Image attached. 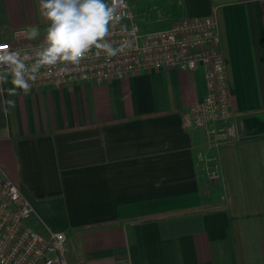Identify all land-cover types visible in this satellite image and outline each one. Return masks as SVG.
I'll use <instances>...</instances> for the list:
<instances>
[{
    "label": "crops",
    "instance_id": "obj_1",
    "mask_svg": "<svg viewBox=\"0 0 264 264\" xmlns=\"http://www.w3.org/2000/svg\"><path fill=\"white\" fill-rule=\"evenodd\" d=\"M128 2L143 32L217 18L243 137L214 147L184 127L202 67L15 96L0 84V165L33 202L29 225L63 232L69 264H264V0ZM49 24L41 0H0V42Z\"/></svg>",
    "mask_w": 264,
    "mask_h": 264
},
{
    "label": "built area",
    "instance_id": "obj_2",
    "mask_svg": "<svg viewBox=\"0 0 264 264\" xmlns=\"http://www.w3.org/2000/svg\"><path fill=\"white\" fill-rule=\"evenodd\" d=\"M115 7L107 40L115 48L125 46L117 56L93 47L78 64L58 62L43 66L29 87L52 84L56 87L78 83H107L139 72H159L166 67L184 71L204 68L207 95L182 113L184 127L201 131L212 146L234 144L242 139L236 121L229 78L220 48L217 18H185L170 28L141 31L128 0H110ZM10 50L19 51L29 66L39 59L46 37L23 43L2 41ZM26 78H28L26 76ZM217 177L216 173L211 176ZM35 213L31 198L0 165V264H69L63 232L45 226L39 231L29 225Z\"/></svg>",
    "mask_w": 264,
    "mask_h": 264
},
{
    "label": "clouds",
    "instance_id": "obj_3",
    "mask_svg": "<svg viewBox=\"0 0 264 264\" xmlns=\"http://www.w3.org/2000/svg\"><path fill=\"white\" fill-rule=\"evenodd\" d=\"M41 8L50 24L47 47L38 54L35 63L29 66L19 51L0 45V84L11 83L12 87L7 89L9 96L27 91L29 79L34 78L32 74L43 66L58 62L78 64L93 47L113 57L124 52L125 46L115 48L107 40L111 23L118 19L114 17L115 7L107 0H41Z\"/></svg>",
    "mask_w": 264,
    "mask_h": 264
},
{
    "label": "water",
    "instance_id": "obj_4",
    "mask_svg": "<svg viewBox=\"0 0 264 264\" xmlns=\"http://www.w3.org/2000/svg\"><path fill=\"white\" fill-rule=\"evenodd\" d=\"M28 32L31 37H35L37 35V28L36 27H31L28 29Z\"/></svg>",
    "mask_w": 264,
    "mask_h": 264
}]
</instances>
